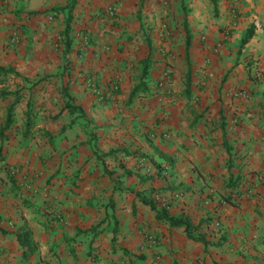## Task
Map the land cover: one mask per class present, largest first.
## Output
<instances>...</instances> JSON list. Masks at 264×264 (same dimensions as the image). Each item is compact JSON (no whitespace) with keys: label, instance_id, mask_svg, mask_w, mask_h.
<instances>
[{"label":"crops","instance_id":"obj_1","mask_svg":"<svg viewBox=\"0 0 264 264\" xmlns=\"http://www.w3.org/2000/svg\"><path fill=\"white\" fill-rule=\"evenodd\" d=\"M0 264H264V0H0Z\"/></svg>","mask_w":264,"mask_h":264},{"label":"trees","instance_id":"obj_2","mask_svg":"<svg viewBox=\"0 0 264 264\" xmlns=\"http://www.w3.org/2000/svg\"><path fill=\"white\" fill-rule=\"evenodd\" d=\"M66 28H65V35H64V43H65V46L68 47L70 45V42H71V39H69V35L67 34L68 31H69V23H66ZM252 33H251V30H248L246 36L242 39V44L245 43L246 41H248L251 37ZM187 46L189 44V34L187 36ZM142 63V73H141V77H140V82L135 85L130 93V99H132L139 91L141 90H146L144 87V81L143 79L146 77L147 75V70H148V66H149V61L147 59H144L141 61ZM68 107V109L70 111H73V106H70L69 104L66 105ZM80 112V111H79ZM82 113V112H80ZM239 179H235L234 181H231L229 184H228V187H231V188H234L236 187V183ZM235 190L233 192L232 195H228V196H225L222 198L223 201L225 202H228V203H232V204H238V201L235 199L234 197V194H235ZM142 199L144 200L145 203H148L150 204L154 209H155V212H156V218L157 219H160V220H164L166 221L167 223H169L170 225H185L186 228H188V224H187V220L186 219H183L182 216L180 217H176V216H173V215H170L168 213V211L165 209V207L161 208V209H158L156 208V206L152 203H150V201L146 200L145 198L142 197ZM23 237L26 238L27 237V234L24 233L23 234ZM19 241L22 243V244H25L27 241L26 239H21V237H19Z\"/></svg>","mask_w":264,"mask_h":264},{"label":"rangeland","instance_id":"obj_3","mask_svg":"<svg viewBox=\"0 0 264 264\" xmlns=\"http://www.w3.org/2000/svg\"><path fill=\"white\" fill-rule=\"evenodd\" d=\"M119 37L123 38L126 45L128 44V47L119 46V44H117V46H115V48H114L115 53L118 55L121 54L124 56V61H125L124 67L129 69V73H130V76H132V78L136 77L140 81L139 78L141 77V73H142L141 61L144 59H147L149 61V63H148L149 64L148 69H149V67L151 65L152 55L149 52L147 56L145 55L142 59H138V56L136 54V48L133 46L134 45L133 43L136 42V40H137L135 34H126V35L120 34ZM142 37H143L144 45H146V47H149V49H151L152 46L150 45V40H151L150 35L143 34ZM62 40H63V42L65 41L64 38ZM87 40H88V38H87ZM66 59L67 58H65V60L63 62L64 69H67L70 67L69 61L67 62ZM136 64H138V65L140 64V66H138V68H137ZM136 69H139L141 71V72L140 71L138 72L137 76H136ZM147 72H148V70H147ZM145 79H146V77H145ZM93 83H94V85H96V82L93 81ZM143 85L145 86L144 88L146 89L147 88L146 82H144Z\"/></svg>","mask_w":264,"mask_h":264},{"label":"built area","instance_id":"obj_4","mask_svg":"<svg viewBox=\"0 0 264 264\" xmlns=\"http://www.w3.org/2000/svg\"><path fill=\"white\" fill-rule=\"evenodd\" d=\"M114 9L112 8L111 9V11H110V14H114ZM17 38H18V36L16 35V36H14V41L15 40H17ZM85 39V41L87 40L86 38H84ZM254 74L256 75V76H260V72H259V70H255V72H254ZM92 84V85H91ZM88 85L90 86V87H93L94 89H95V85H94V83L91 81L90 83H88ZM232 94L233 95H235V96H246V91H244V90H235V91H233L232 92ZM97 100H100L99 98H97ZM239 196H241L240 194H237V193H235L234 194V197H235V199L238 201V198H239ZM222 202H224L225 203V201H222Z\"/></svg>","mask_w":264,"mask_h":264}]
</instances>
